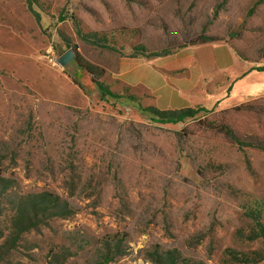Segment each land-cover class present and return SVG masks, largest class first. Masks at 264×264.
<instances>
[{"label":"rangeland","instance_id":"374dc122","mask_svg":"<svg viewBox=\"0 0 264 264\" xmlns=\"http://www.w3.org/2000/svg\"><path fill=\"white\" fill-rule=\"evenodd\" d=\"M31 1L0 0V231L35 207L0 264H264V71L175 124L118 78L205 39L264 68V0Z\"/></svg>","mask_w":264,"mask_h":264},{"label":"crops","instance_id":"0c3cea01","mask_svg":"<svg viewBox=\"0 0 264 264\" xmlns=\"http://www.w3.org/2000/svg\"><path fill=\"white\" fill-rule=\"evenodd\" d=\"M250 68L227 43L210 42L186 45L165 56L125 58L120 60L118 78L130 90L147 92L152 106L174 111L208 106L203 98L211 101L209 106L222 105L223 96H214L219 82L225 84L227 97L236 85L257 76ZM209 80L214 84L204 83ZM255 93L250 89L245 96Z\"/></svg>","mask_w":264,"mask_h":264},{"label":"trees","instance_id":"16d2710c","mask_svg":"<svg viewBox=\"0 0 264 264\" xmlns=\"http://www.w3.org/2000/svg\"><path fill=\"white\" fill-rule=\"evenodd\" d=\"M26 6L29 10H32V1L25 0ZM214 42L209 39L202 40L200 42L188 43L187 45H197V44H206ZM158 56V55H155ZM74 60L77 65H79L78 57H74ZM250 70L255 71H264V68H250ZM98 88L102 94H108L111 97H116L113 93L109 92L107 89H104L101 85H98ZM200 110L204 111V108H199ZM155 112L159 113V111ZM160 122L162 123H178L183 121L185 118L192 116L190 113V109H181L177 112L174 111H167L166 113L160 114ZM34 211L35 207L30 205V207L22 206L18 208L17 212L13 213L10 217V224L7 232L4 234L0 231V238H3V243L0 245V261L4 259L9 253L15 248L20 237L23 233L27 232L29 229L33 228L34 226ZM256 227L258 229V236H260L264 241V225L260 221V216H256ZM108 260H104L103 264L107 263Z\"/></svg>","mask_w":264,"mask_h":264},{"label":"water","instance_id":"95a60500","mask_svg":"<svg viewBox=\"0 0 264 264\" xmlns=\"http://www.w3.org/2000/svg\"><path fill=\"white\" fill-rule=\"evenodd\" d=\"M68 55H71V56H73V58L75 57L73 52H69V54H68ZM68 55H67V56H68ZM65 62H66V57H65Z\"/></svg>","mask_w":264,"mask_h":264}]
</instances>
